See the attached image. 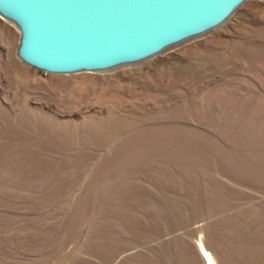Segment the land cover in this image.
<instances>
[{
	"label": "rangeland",
	"instance_id": "1",
	"mask_svg": "<svg viewBox=\"0 0 264 264\" xmlns=\"http://www.w3.org/2000/svg\"><path fill=\"white\" fill-rule=\"evenodd\" d=\"M20 39L0 10V264H264V0L106 69Z\"/></svg>",
	"mask_w": 264,
	"mask_h": 264
},
{
	"label": "water",
	"instance_id": "2",
	"mask_svg": "<svg viewBox=\"0 0 264 264\" xmlns=\"http://www.w3.org/2000/svg\"><path fill=\"white\" fill-rule=\"evenodd\" d=\"M244 0H0L20 57L44 70L106 69L220 25Z\"/></svg>",
	"mask_w": 264,
	"mask_h": 264
},
{
	"label": "bare ground",
	"instance_id": "3",
	"mask_svg": "<svg viewBox=\"0 0 264 264\" xmlns=\"http://www.w3.org/2000/svg\"><path fill=\"white\" fill-rule=\"evenodd\" d=\"M196 35H197V34H196ZM185 39H187V38H185ZM185 39H183V40H185ZM202 250L204 251V253H205V255H206V257H207L209 263H210V264H215L214 261H213V259H212V257H211V255H210L207 251H205V249H204L203 247H202Z\"/></svg>",
	"mask_w": 264,
	"mask_h": 264
}]
</instances>
